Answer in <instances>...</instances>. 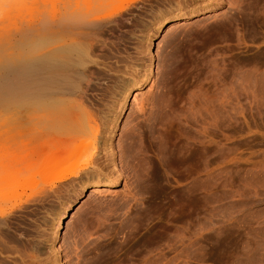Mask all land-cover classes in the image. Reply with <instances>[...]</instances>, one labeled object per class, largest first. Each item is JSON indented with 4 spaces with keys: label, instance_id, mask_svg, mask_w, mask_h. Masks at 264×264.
Instances as JSON below:
<instances>
[{
    "label": "rangeland",
    "instance_id": "obj_1",
    "mask_svg": "<svg viewBox=\"0 0 264 264\" xmlns=\"http://www.w3.org/2000/svg\"><path fill=\"white\" fill-rule=\"evenodd\" d=\"M0 264H264V0H0Z\"/></svg>",
    "mask_w": 264,
    "mask_h": 264
},
{
    "label": "bare ground",
    "instance_id": "obj_2",
    "mask_svg": "<svg viewBox=\"0 0 264 264\" xmlns=\"http://www.w3.org/2000/svg\"><path fill=\"white\" fill-rule=\"evenodd\" d=\"M181 20H182L181 17H176L173 20V23H178ZM83 23L85 24V26L94 25L93 21L83 22ZM83 23H81V25ZM54 27H55L54 24H52L51 28ZM37 29H38V25L33 24V25H29L26 30L23 29L22 32L30 33L33 31H37ZM27 33H25L24 36L27 35ZM9 41H11V38H9ZM69 71L70 69L66 64L56 63L48 59L26 62L22 69V76H23L22 84H24L27 87V91H26L28 93L27 95L29 96L30 94H33L32 96H35V98L38 99L39 105H42L43 102L51 103L50 101H54L59 97L67 95L66 92L69 91V89H67L68 86H72ZM153 75L154 74L152 71L147 72L144 78L145 85H149L153 82L154 80ZM138 89H140V87H138ZM125 104H127V98L123 101V106ZM71 175L75 176L76 174H71ZM64 179H66L65 176L57 180L63 181ZM120 179L121 177L119 176L118 179H116L115 181H105L103 183L94 184L91 189L92 190L91 193H96L103 189L115 188L120 183ZM64 219H65L64 216L57 217L53 223V226L59 227L63 225ZM57 236L59 237L58 231H57Z\"/></svg>",
    "mask_w": 264,
    "mask_h": 264
}]
</instances>
